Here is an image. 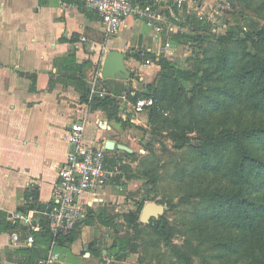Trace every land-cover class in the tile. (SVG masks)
<instances>
[{
    "label": "crops",
    "instance_id": "obj_1",
    "mask_svg": "<svg viewBox=\"0 0 264 264\" xmlns=\"http://www.w3.org/2000/svg\"><path fill=\"white\" fill-rule=\"evenodd\" d=\"M200 1L207 12L220 7V0ZM174 19L155 37L152 28L129 17L117 35L105 37L97 15L79 0H0V223H12L11 229L0 230V264H37L51 252L59 255L53 264H137L136 254L123 256L113 242L117 229L111 222L132 208L120 183L112 180L84 193L79 203L86 209L85 219L54 240L44 216L33 211L52 201L58 168L70 149L65 130L72 125L83 123L84 143L105 148L115 169L122 154L136 151L129 126L138 118L143 122L146 111L120 115L130 124L124 127L103 110L91 109L85 99L89 79L101 75L106 54L117 50L124 53L129 74L102 78L106 96L121 106L120 97L128 91L131 95L145 91L158 78L160 67L153 61L148 65L137 61L136 54L144 50L158 59L180 52L181 47L189 50L173 36L189 31L188 20L192 24L198 20ZM118 144L132 152L118 149ZM14 212L29 213L40 228L33 230L12 219ZM28 235L33 238L31 245L25 244Z\"/></svg>",
    "mask_w": 264,
    "mask_h": 264
},
{
    "label": "rangeland",
    "instance_id": "obj_2",
    "mask_svg": "<svg viewBox=\"0 0 264 264\" xmlns=\"http://www.w3.org/2000/svg\"><path fill=\"white\" fill-rule=\"evenodd\" d=\"M170 18L175 16L171 15ZM191 21L192 19L188 20L191 24L188 32L195 29L192 36H208L211 39L207 41L193 37L192 44L180 42V45L189 47L188 52L181 47L180 52L174 55L160 56L175 61L178 70L194 71L198 68L195 76L181 78L177 75L181 87L179 95L183 93L186 96L188 93L190 96L191 92L197 91L194 85L202 84L196 97L197 101L187 108L186 119L182 114L184 124L180 127L179 135L175 132L173 118H170H179L174 115L175 109L172 107L162 110V115L155 119V122L151 121L150 114L146 113L143 122L138 118L136 124L124 125L132 129L136 151L128 155L122 154V157L118 158V163L115 164L118 173L111 179L123 186L132 206L117 214L116 221L111 222L117 229L113 242L119 244L118 248L123 256L136 254L137 264H203L202 256L207 257L208 261L209 253L219 252V249H214V235L217 232L213 226H216L217 219L213 218L211 213L205 214L202 211L210 204L202 201L198 195H193L189 202L178 200L197 191H205L204 193L208 194L216 185H228L229 177L220 173L230 154L222 150L221 160L211 150L201 152L197 148L199 131L191 113L199 121L216 115L214 120L210 119L216 129H234L248 123L264 126V110L257 93L260 85L253 81L250 74L243 76L251 64V59L243 55L248 49L240 40L243 30L250 29L249 31L254 32L264 23V9L258 10L251 0H220L219 12L214 16L213 24L201 21L199 25H193ZM143 29L147 35L148 29ZM176 34H180V31ZM220 38H223L221 42ZM262 46L264 47V44ZM191 47L195 48L194 52L190 50ZM207 48L211 51L208 52ZM219 49H222L220 60L208 65L204 58L215 56L216 50ZM223 58H226L225 65L222 64ZM261 58L264 60V53ZM205 102H209L213 108H200L199 105ZM212 102L220 103L213 105ZM251 104L255 105L252 107ZM176 139L184 142L181 149L176 148ZM252 145L257 147L260 143L253 141ZM143 160H147L146 163L142 164ZM107 161L112 167L111 159ZM174 164H178V167ZM175 170L181 172L175 173ZM248 170L249 168L246 173ZM259 179L258 176H251L248 182L240 181V185L243 188L253 187V193L259 194L262 190ZM232 181L233 178L230 184ZM139 201L165 204L166 207L169 203L175 205L172 210L163 214L171 231L168 243L161 239L156 231L146 229L143 223L139 220L133 221L129 216L136 213V204ZM262 201L264 202V196ZM206 235L208 238L203 243L202 239ZM222 235L229 238L225 232H222Z\"/></svg>",
    "mask_w": 264,
    "mask_h": 264
},
{
    "label": "trees",
    "instance_id": "obj_3",
    "mask_svg": "<svg viewBox=\"0 0 264 264\" xmlns=\"http://www.w3.org/2000/svg\"><path fill=\"white\" fill-rule=\"evenodd\" d=\"M251 1L256 4L258 10L264 9V0ZM193 24L199 25L200 21H195ZM193 30L195 29H192L191 32L188 33H180L181 35L175 34L173 40L177 43L186 41L192 44L194 38L207 41L211 39L208 36H192ZM249 30L250 29L243 30L242 39H240L242 40L241 44H244L248 49V52H245L243 55L245 57L249 56V59H251V64L244 72L243 76L250 74L253 81L260 85L257 89V93L260 98L259 103L264 110V60L261 58V55L264 53V47L262 46L264 44V23L254 32ZM222 40L223 38H220V42ZM208 48V52L211 51ZM190 50L194 52L195 48L191 47ZM140 53L143 55H140ZM140 53L134 56L137 61L150 60L159 65L160 72L156 79L157 81H155L152 86L149 85L147 87L148 89L141 93L131 95L130 91H128L125 93V96L133 103L138 99L152 98L154 103L146 109V113L150 114L151 121L153 122H155V119L158 117L160 118L162 110L168 107L175 109L174 115H178L179 118L174 116H170V118H173L175 132L179 135L180 127L183 123L182 114H184V119H186V114H188L187 108L197 101L196 97L199 95L202 84L200 86L195 84L194 88H196L197 91L191 92L190 96H188V93L186 96L183 93L179 95L181 87L177 81L178 76L181 78L195 76L198 68L194 71L178 70L173 60L161 56L156 59L154 54L144 50L140 51ZM221 55L222 49H219L216 50L215 56L204 59L208 65L215 64L220 60ZM222 64H226V58L222 59ZM200 78H202V76ZM178 99L180 102H177ZM219 103L220 102H212L213 105ZM254 105L255 104H251L250 106L253 107ZM90 107L91 109L99 108L105 112L108 118L114 119L123 125H129L128 122L122 121L118 115L120 111L118 102L109 96L103 98L96 97L91 102ZM199 107H205L208 110L211 109V107L213 108L209 102L200 104ZM191 115H193L191 118L195 120L199 131V137L197 138L199 146L197 148L201 152L211 150L218 155V158L221 160L222 155H220V153L222 150L230 154L228 160L224 162L222 173H220L222 176L229 177L230 180L228 185H216L213 191L208 194H205V191H197L195 194L183 196L178 200L185 203L191 201L190 198L193 195H198L202 201L210 204L205 206L202 211L205 214L211 213V216L217 219L216 226H213L214 230L217 232V234L214 235L216 239L214 244L216 248L214 249H219V252L217 254L209 253L207 255L209 258L208 261L206 260L207 257L202 256L203 264H264V202L262 201V196H264V126H258L257 123H248L245 126H238L234 129H216L213 124L216 115H212L206 120L204 119L201 121L196 120L193 113H191ZM210 119H213L212 123ZM253 141H258L260 146H253ZM174 142L177 149H181V146L183 147L184 145V142L181 143L178 139ZM256 148H261L262 150L258 151ZM201 154L206 155L204 153ZM126 155H128V153H126ZM107 160L108 157L106 155V161ZM145 161L147 160H143L142 164L146 163ZM174 165L178 167V164ZM247 168H249V170L246 173ZM179 172L181 171L175 170V173ZM251 176H258L261 179L258 181L262 189L259 194L253 193V187L243 188L240 185L244 181L248 182ZM232 178L233 181L230 184ZM143 204L144 201L137 202L136 213L129 215L133 221L139 220V214ZM174 207L175 205L173 206L169 203L165 211H170ZM4 215L5 214H3V216ZM3 221L0 223V230L12 228L11 221H8V223ZM144 227L156 231L160 238L168 243L171 237V231L164 215H161L157 219H150L147 224H144ZM222 232L228 234L230 239L224 237ZM207 238V235L204 236L202 242L205 243ZM71 239L72 237L69 240ZM211 248L213 249V246ZM178 257L180 258V255H178Z\"/></svg>",
    "mask_w": 264,
    "mask_h": 264
},
{
    "label": "built area",
    "instance_id": "obj_4",
    "mask_svg": "<svg viewBox=\"0 0 264 264\" xmlns=\"http://www.w3.org/2000/svg\"><path fill=\"white\" fill-rule=\"evenodd\" d=\"M89 12L97 15L102 25L105 37L115 36L123 28L129 17L142 21L147 27L155 31V37L160 35L163 25L169 24L170 16L194 17L207 24L214 23V16L219 7L206 11L197 0H79ZM175 12V13H174ZM174 13V14H173ZM84 42L83 37L80 38ZM168 43L165 47H168ZM143 55V54H142ZM150 60H145L148 65ZM101 75L94 74L89 79V92L86 104L90 106L94 98L106 96V88L101 84ZM119 116L132 113L140 114L153 105L152 98L138 99L135 103L129 101L125 94L120 97ZM126 117V116H125ZM83 123L74 124L65 130L64 138L69 144V152L62 166L58 168V183L52 192V201L39 211L46 220V227L53 240L60 233L73 230L86 217V209L79 203V198L87 192H95L100 186L111 181L117 175V169L106 161L105 148L92 147L84 143ZM12 219L21 220L33 230L40 228L39 223H32L29 213L14 212ZM12 239L18 241L16 234ZM33 243L32 236L28 235L25 244ZM57 253H49L39 259L37 264H53L57 261Z\"/></svg>",
    "mask_w": 264,
    "mask_h": 264
},
{
    "label": "water",
    "instance_id": "obj_5",
    "mask_svg": "<svg viewBox=\"0 0 264 264\" xmlns=\"http://www.w3.org/2000/svg\"><path fill=\"white\" fill-rule=\"evenodd\" d=\"M125 55L123 52L117 50L109 51L103 61L101 68V77L103 79H112L118 73L129 74L128 70L125 68L124 63ZM111 142L107 145L111 146ZM117 148L126 152H132L131 149L125 145L118 144ZM167 209L165 204L146 202L143 204L142 209L139 214V221L143 224H147L150 219H157L164 214Z\"/></svg>",
    "mask_w": 264,
    "mask_h": 264
}]
</instances>
